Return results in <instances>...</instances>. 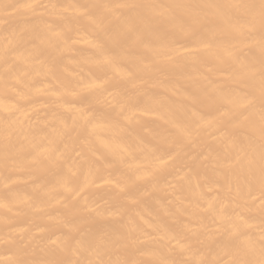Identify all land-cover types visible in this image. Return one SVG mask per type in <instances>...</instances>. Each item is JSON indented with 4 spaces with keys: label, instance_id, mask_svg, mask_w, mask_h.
<instances>
[{
    "label": "bare ground",
    "instance_id": "obj_1",
    "mask_svg": "<svg viewBox=\"0 0 264 264\" xmlns=\"http://www.w3.org/2000/svg\"><path fill=\"white\" fill-rule=\"evenodd\" d=\"M0 264H264V0H0Z\"/></svg>",
    "mask_w": 264,
    "mask_h": 264
}]
</instances>
